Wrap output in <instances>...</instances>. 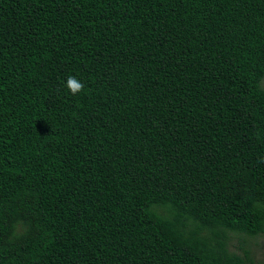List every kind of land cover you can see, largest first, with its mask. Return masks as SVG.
I'll list each match as a JSON object with an SVG mask.
<instances>
[{"label": "trees", "instance_id": "1", "mask_svg": "<svg viewBox=\"0 0 264 264\" xmlns=\"http://www.w3.org/2000/svg\"><path fill=\"white\" fill-rule=\"evenodd\" d=\"M260 243L264 0H0V264Z\"/></svg>", "mask_w": 264, "mask_h": 264}, {"label": "clouds", "instance_id": "2", "mask_svg": "<svg viewBox=\"0 0 264 264\" xmlns=\"http://www.w3.org/2000/svg\"><path fill=\"white\" fill-rule=\"evenodd\" d=\"M66 87L70 91L71 95L75 96L84 89V84L75 76H69L66 80Z\"/></svg>", "mask_w": 264, "mask_h": 264}, {"label": "rangeland", "instance_id": "3", "mask_svg": "<svg viewBox=\"0 0 264 264\" xmlns=\"http://www.w3.org/2000/svg\"><path fill=\"white\" fill-rule=\"evenodd\" d=\"M260 249L258 251V256L259 258H261V261H263L264 264V246L262 245V243H260Z\"/></svg>", "mask_w": 264, "mask_h": 264}]
</instances>
